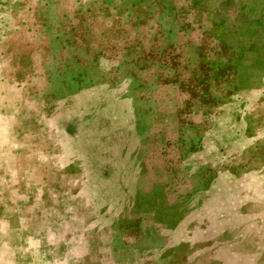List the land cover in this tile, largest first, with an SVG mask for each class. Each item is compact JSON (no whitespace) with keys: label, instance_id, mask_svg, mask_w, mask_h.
I'll return each mask as SVG.
<instances>
[{"label":"rangeland","instance_id":"obj_1","mask_svg":"<svg viewBox=\"0 0 264 264\" xmlns=\"http://www.w3.org/2000/svg\"><path fill=\"white\" fill-rule=\"evenodd\" d=\"M0 264H264V0H0Z\"/></svg>","mask_w":264,"mask_h":264}]
</instances>
